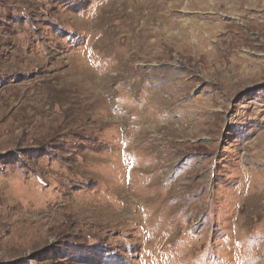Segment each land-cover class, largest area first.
<instances>
[{
    "label": "rangeland",
    "instance_id": "obj_1",
    "mask_svg": "<svg viewBox=\"0 0 264 264\" xmlns=\"http://www.w3.org/2000/svg\"><path fill=\"white\" fill-rule=\"evenodd\" d=\"M0 264H264V0H0Z\"/></svg>",
    "mask_w": 264,
    "mask_h": 264
},
{
    "label": "bare ground",
    "instance_id": "obj_2",
    "mask_svg": "<svg viewBox=\"0 0 264 264\" xmlns=\"http://www.w3.org/2000/svg\"><path fill=\"white\" fill-rule=\"evenodd\" d=\"M120 170H121V169H120ZM121 204H122V203H121ZM122 205H123V204H122ZM153 219H154V218H153ZM150 220H151V219H149V223H150Z\"/></svg>",
    "mask_w": 264,
    "mask_h": 264
}]
</instances>
